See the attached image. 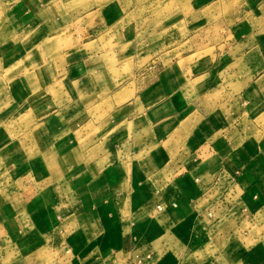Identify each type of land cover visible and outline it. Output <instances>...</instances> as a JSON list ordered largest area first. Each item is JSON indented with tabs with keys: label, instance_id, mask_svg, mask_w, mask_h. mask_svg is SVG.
Returning <instances> with one entry per match:
<instances>
[{
	"label": "crops",
	"instance_id": "0c3cea01",
	"mask_svg": "<svg viewBox=\"0 0 264 264\" xmlns=\"http://www.w3.org/2000/svg\"><path fill=\"white\" fill-rule=\"evenodd\" d=\"M39 14L0 79V264H264V0L133 56Z\"/></svg>",
	"mask_w": 264,
	"mask_h": 264
},
{
	"label": "rangeland",
	"instance_id": "374dc122",
	"mask_svg": "<svg viewBox=\"0 0 264 264\" xmlns=\"http://www.w3.org/2000/svg\"><path fill=\"white\" fill-rule=\"evenodd\" d=\"M238 3L239 0H0V79L8 80L10 73L19 66L13 53V49L18 47H14L30 42L31 38L37 39L39 30L35 27L39 25L38 16L43 10L59 13L60 24L68 23L70 26L72 19H78V14L86 9L92 7L101 11L108 18L109 25L113 26L114 46L120 43L117 47L122 51L129 47L130 53L126 54L133 56L137 42L166 45L165 40L169 39L171 29L177 33L178 38L170 41L171 45H175L174 42H179L184 37L181 32L185 27L186 16L190 18L189 15L192 14L190 30L194 34L198 33L199 37L200 26L209 25V22L210 26L218 24L217 20L224 18L221 17L222 11L231 17ZM201 12L205 18L207 16L202 23L199 19ZM68 13L71 17L67 16ZM48 22V27L54 26V20ZM48 27L46 31L51 35L52 41L58 36H64V29L55 31L53 28L49 31ZM122 31L129 37L127 42L122 43L121 36L117 34ZM216 31L217 28H214L209 33L213 32V36H216ZM195 40L191 41L196 42ZM10 54L12 61L9 59ZM2 89L6 90L7 85L1 83L0 90ZM2 104L8 105L5 101Z\"/></svg>",
	"mask_w": 264,
	"mask_h": 264
},
{
	"label": "built area",
	"instance_id": "2783aa9c",
	"mask_svg": "<svg viewBox=\"0 0 264 264\" xmlns=\"http://www.w3.org/2000/svg\"><path fill=\"white\" fill-rule=\"evenodd\" d=\"M159 208L161 209L162 207H161V206H159Z\"/></svg>",
	"mask_w": 264,
	"mask_h": 264
}]
</instances>
